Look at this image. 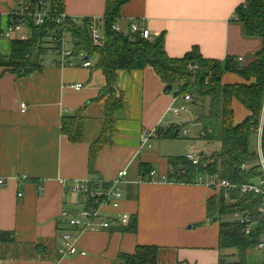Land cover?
Instances as JSON below:
<instances>
[{
  "label": "crops",
  "instance_id": "crops-1",
  "mask_svg": "<svg viewBox=\"0 0 264 264\" xmlns=\"http://www.w3.org/2000/svg\"><path fill=\"white\" fill-rule=\"evenodd\" d=\"M20 1L0 0V29L11 24L12 13L22 10ZM247 1L130 0L121 7L117 23L128 30L136 21L140 27H147L152 37L164 34L166 53L173 59L197 47L206 60L222 63L226 58H241L247 65L261 48L259 40L243 36L236 21V9ZM105 2L65 0L64 12L70 19L101 22ZM45 47L44 54L50 50L53 56L44 59L43 54L41 70L28 77L18 78L0 66V179L4 181L0 186V231L15 235L13 243L0 247L1 264H117L120 256L133 254L138 246L159 247L158 264L225 261L223 252L230 250L219 249L220 226L211 224L207 210L209 200L220 194L201 184L142 179L141 164L151 166L158 177H166L169 160L181 156L175 144L178 139L154 136L150 148L141 142L142 134L180 126L172 113L178 104L176 97L165 90L155 70L147 67L117 73L116 90L125 97V109L118 115L112 144L100 152L95 172L90 174L89 147L104 127V101L98 98L106 79L94 68L95 58L75 55L62 66L53 46ZM11 53V41L0 31V55L9 58ZM87 60L91 66L85 68ZM242 82L238 74L222 76V84ZM77 84L82 88L74 89ZM194 107L196 115L187 117L186 122L200 127L197 118L201 110L198 105ZM232 107L235 124L249 116L238 101L233 100ZM78 111L83 117V141L73 144L61 132V119ZM122 170H127L128 176L120 211L136 219L137 231L132 233L126 226L114 224L106 231L78 234L77 247L86 255L62 256L61 238L67 230L62 213L78 209L72 195L75 183L111 181Z\"/></svg>",
  "mask_w": 264,
  "mask_h": 264
},
{
  "label": "trees",
  "instance_id": "trees-1",
  "mask_svg": "<svg viewBox=\"0 0 264 264\" xmlns=\"http://www.w3.org/2000/svg\"><path fill=\"white\" fill-rule=\"evenodd\" d=\"M58 5L59 11L65 10V0H53ZM33 11H38V0H26ZM130 0H106L105 11L102 19L104 40L102 46H93L87 22L84 19L79 24L68 20L65 32L72 39V49L76 55L81 53L89 60L96 59L94 68L100 71L106 79V84L101 90L98 101H104V127L99 139L89 147L88 169L90 174L95 172V161L100 152L107 145L112 144V137L116 132L118 115L125 109V97L117 93V73L134 70H145L151 67L159 76L162 84L173 89L181 87L184 92H192L193 103L202 105L198 115L201 124L200 135L207 142L220 144V151L205 157H200L199 166H194L186 158L180 156L169 160L170 171L165 181L170 183L196 184L199 175L220 173L222 178L234 183L249 182L257 175V167L242 171L243 164H253L256 151H250L251 136L264 120V0H248L236 9V21L242 29L246 39H257L261 48L253 55L254 61L243 64L236 59L226 58L224 62L204 59L197 47L186 53L183 57L170 58L164 46V34L159 37L142 40L138 35L123 37L112 30V26L119 21L121 7ZM29 23V38L26 41L11 40V56L6 58L0 55V66L6 67L15 73L18 78L28 77L42 68L41 57L47 50L45 44L52 45L50 40L55 25L36 27L32 21ZM51 49V48H50ZM224 73L238 74L242 83L222 84ZM236 100L244 106L249 116L238 125L235 124L232 101ZM207 103V107L206 104ZM61 132L71 143L83 141V117L81 111L74 116H65L61 119ZM180 126H172L164 132H158L160 138L179 139ZM261 148L264 154V122L262 129ZM143 180L151 182L148 178L154 169L151 166L140 165ZM91 181H94L91 179ZM233 202L227 204L222 196L213 197L207 205L208 216L219 217L236 212L246 211L248 208L257 207V198L251 196H233ZM126 230L132 233L137 231L136 219H130ZM243 227L234 222L220 223L219 249L221 251L234 249L245 264V252L257 244L258 239L247 237ZM13 232L0 231V247L3 244L13 243ZM157 246H138L131 255L120 256L117 264H158ZM0 258V264H1ZM220 264L225 261L220 259Z\"/></svg>",
  "mask_w": 264,
  "mask_h": 264
},
{
  "label": "built area",
  "instance_id": "built-area-1",
  "mask_svg": "<svg viewBox=\"0 0 264 264\" xmlns=\"http://www.w3.org/2000/svg\"><path fill=\"white\" fill-rule=\"evenodd\" d=\"M38 11H33L30 5L27 4L26 0H21L19 5L22 10L19 13H12L10 15L11 24L0 29L1 36L5 39L11 41L14 39H19L26 41L29 35L22 33L27 29L26 32L29 34V23L28 20L32 21L36 27H46L49 31L50 26L55 25L52 32V37L50 40L55 46L56 52L62 58L60 65H64V62L71 60L76 54L74 49H72V39L71 42L67 40V34L65 32L66 22L68 20L74 22L75 24L81 23L79 19H70L66 16L65 12H60L58 5L53 0H38ZM89 19L87 22V30L90 33V38L93 46H102L104 36L101 33L102 21H98L93 18ZM83 21V20H82ZM114 32L119 33L125 38L131 35H138L140 39L146 40L151 39V32L144 27H140L136 21H132L129 25L128 30H124L116 22L112 26ZM101 35H100V33ZM70 45V48L66 49L65 46ZM79 56H84L82 53ZM239 62L243 59L237 58ZM84 67H90L91 63L85 61ZM74 89L79 90L82 88V84H77L73 86ZM172 92L176 94L177 107L172 109V113L175 117L179 114H189L191 112V106L193 104L194 95L192 92H184L181 87L172 88ZM26 109L25 104L21 105V111ZM263 122L254 131L257 136L256 145V159L253 164H243L241 166L242 171H247L253 167H257V175L254 179L249 182L244 183H234L229 179H224L220 173H211L208 175H199L196 178V184L205 185L210 190L220 194L227 204L233 202V196H251L258 199L257 207L248 208L246 211L234 213L237 221L235 223L240 224L243 227V234L247 237H252L258 239L257 244L253 247L254 251L259 252L263 256L264 264V154L261 148L262 142V129ZM187 131H183L182 135L187 136ZM161 137L158 131L155 130L149 135L142 134L141 142L143 147L150 148V140L152 137ZM186 158L192 163V165L199 166L200 157H194L193 155H188ZM128 176L127 170H122L117 176L111 181H79L76 182L75 186L72 188V195L76 199L75 207L77 209L74 211H64V218L67 223V230L63 231L62 234V248L60 254L63 255H86L84 251H80L77 247L78 234L93 233L98 231H106L112 225L116 224L118 226H126L131 219L129 213L120 211L121 204L123 201V186L126 184L125 180ZM149 180L152 182L166 183V177H158L156 172L153 170L148 176ZM4 185L3 179H0V186ZM21 196V194H19Z\"/></svg>",
  "mask_w": 264,
  "mask_h": 264
},
{
  "label": "rangeland",
  "instance_id": "rangeland-1",
  "mask_svg": "<svg viewBox=\"0 0 264 264\" xmlns=\"http://www.w3.org/2000/svg\"><path fill=\"white\" fill-rule=\"evenodd\" d=\"M26 31L27 29L24 30L22 33H26ZM67 40L68 42H71V39L69 37H67ZM65 48L66 49L70 48V45H66ZM52 54L53 53L49 50L48 53L44 54L42 58L45 59V58L52 57L53 56ZM205 105L206 107L208 106L207 103ZM193 107H194V104L191 106V112L189 114L181 113L179 114L178 117H176L178 126L180 125V129H181V132L179 134L180 137L177 140V142H175V144L177 145L176 148L178 151H180L179 156L180 155L181 156L193 155L194 157L195 156L199 157V155L203 154L205 157H209L210 155L214 153H218L220 151V144L215 143V142L209 143L206 140L202 139V137L199 135V132L201 131L200 123H198L200 127L199 126L197 127V125L194 124V122H190V123L186 122L187 117L193 119V116L196 115V108L194 107L193 109ZM201 107L202 105H199L200 110L202 109ZM183 125L184 127H182ZM186 129L188 130L187 131L188 133H187V136H184L182 135V132ZM150 143H151V140H150ZM256 145H257V136L256 134H254L251 136V143L249 146L251 152H255L257 150ZM214 217H217V216H214ZM214 217L210 218L209 220L212 221L211 224L212 223L218 224V227L220 226V223H227V222L235 223L237 221V218H235L234 213L223 215L219 217L217 221H213ZM229 250L230 251L228 252H223L227 255L225 257V262H226L225 264L240 263V258H241L240 254L234 249H229ZM244 260L246 261V264H261L263 261V256L261 253L254 251V249H249L248 251L245 252Z\"/></svg>",
  "mask_w": 264,
  "mask_h": 264
},
{
  "label": "water",
  "instance_id": "water-1",
  "mask_svg": "<svg viewBox=\"0 0 264 264\" xmlns=\"http://www.w3.org/2000/svg\"><path fill=\"white\" fill-rule=\"evenodd\" d=\"M167 91H169V92H172V87L171 86H167ZM175 95V97H176V94H174ZM218 220V217H214L213 218V221H217Z\"/></svg>",
  "mask_w": 264,
  "mask_h": 264
}]
</instances>
